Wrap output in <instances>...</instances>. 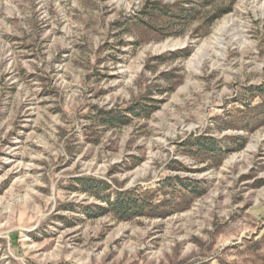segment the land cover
Listing matches in <instances>:
<instances>
[{
  "label": "rangeland",
  "instance_id": "1",
  "mask_svg": "<svg viewBox=\"0 0 264 264\" xmlns=\"http://www.w3.org/2000/svg\"><path fill=\"white\" fill-rule=\"evenodd\" d=\"M0 264H264V0H0Z\"/></svg>",
  "mask_w": 264,
  "mask_h": 264
},
{
  "label": "trees",
  "instance_id": "2",
  "mask_svg": "<svg viewBox=\"0 0 264 264\" xmlns=\"http://www.w3.org/2000/svg\"><path fill=\"white\" fill-rule=\"evenodd\" d=\"M107 202L110 204V206L114 208L115 211H118L121 214H124L126 211H128V208L130 205V203L127 204L126 200H124L123 198H119V197L112 201L108 200Z\"/></svg>",
  "mask_w": 264,
  "mask_h": 264
},
{
  "label": "bare ground",
  "instance_id": "3",
  "mask_svg": "<svg viewBox=\"0 0 264 264\" xmlns=\"http://www.w3.org/2000/svg\"><path fill=\"white\" fill-rule=\"evenodd\" d=\"M223 34H224V32L222 31V32H220V36L218 37V39H219V43H223L224 42V36H223Z\"/></svg>",
  "mask_w": 264,
  "mask_h": 264
}]
</instances>
